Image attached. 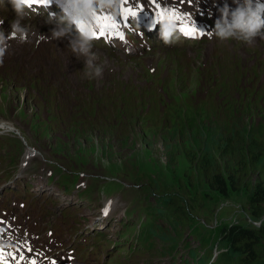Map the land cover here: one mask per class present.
<instances>
[{
  "label": "rangeland",
  "instance_id": "rangeland-1",
  "mask_svg": "<svg viewBox=\"0 0 264 264\" xmlns=\"http://www.w3.org/2000/svg\"><path fill=\"white\" fill-rule=\"evenodd\" d=\"M50 35L51 30L46 37ZM57 41L44 40L42 45L49 48L51 42ZM10 45L5 64L0 68V134L6 137L2 143L3 149L10 153L9 159H5L0 150V163L9 174L18 154L21 158L14 169L15 176L20 178L15 179L13 176L7 182L4 176H0V188L15 185L14 192L7 197L6 205L17 210L27 225L42 232L44 244L56 246L62 245L64 241L69 246L82 243V235L98 227H106L105 231L110 237L116 238L121 229L120 217L126 214L132 219L139 218L152 223L159 241L157 256H173L188 264H206L208 258L205 257L203 244L210 242L209 248L218 255L214 240V231L218 226L241 225L254 228L257 222H264V217L258 219L253 215L246 193L222 197L205 185H193L188 178L192 168L185 156L180 155L177 165L172 168L162 149L163 143H171L173 135H177L170 123L175 121L173 117L181 120L179 113L183 115L188 137L173 143H184L194 133H198V137H206L217 135L219 131H246L249 127L256 128V138L264 140V60L255 61L260 53L249 52L252 45H241V50L236 51L230 60L215 65L210 52L217 49L216 40H207L187 52L181 51L183 47L178 44L164 52L149 54V57H145L146 63L143 59H137L129 66H126L129 56L123 51L97 53L98 61L100 58L111 60L105 67V79L85 86L81 94L66 91L64 79L82 80L61 67L58 69L65 72L59 71L57 74L53 68H49L52 64L50 56L34 55L21 48L20 63L28 64L33 71L30 74L29 70L15 65L11 60L17 44L11 42ZM198 51H201L200 58L189 66L181 67L182 64L178 63L175 67L174 62H166L163 75L160 69L154 74L148 72L149 69L157 70L156 65L162 59L173 57L180 62L195 60ZM57 57L68 59L64 54ZM232 68L240 76L231 75L230 79L242 90L228 88L226 93H221L226 83L223 77ZM173 72L175 78L169 83L168 77ZM35 76L39 79H33ZM44 78L57 80L62 87H53L59 93L51 89L43 81ZM84 80L89 81L86 78ZM259 84L260 94L248 88H257ZM125 87L129 93H124V90L119 92ZM136 91L143 98L146 94V100L140 99L141 110L136 104L125 105V96L129 101ZM154 100L157 102L155 105ZM252 101H255L260 113L252 109ZM123 106L138 112L137 121H134L133 116L123 119ZM47 110L52 116L48 117ZM112 121L118 124L117 128L109 127ZM167 123L169 128L164 126ZM130 132L134 135L130 136ZM109 138L113 139L112 143L122 144L125 150L123 155H107L100 149V143ZM63 143H81L83 146L81 154L84 157L76 158L77 170L71 167V158L68 159L63 151ZM29 151L34 152L35 157H30V165L23 170L22 157L28 155ZM79 165L81 167L78 169ZM17 168L20 172L16 171ZM49 173L59 178L58 184L62 187L59 189L66 190L67 197L54 195L59 194L55 184L44 186ZM150 176L171 186L176 192L182 194L186 189L192 193V198L196 199L197 194L201 197V205L192 211L194 224L184 231L182 238L154 212L159 199L155 191H151L148 180ZM26 183L33 189L29 201L23 198ZM36 188L41 190L35 191ZM15 203L18 205L15 206ZM19 203L27 206L22 209ZM103 209L107 210V215ZM104 215L109 217L103 218ZM96 219L103 221L96 222ZM260 226H264V223H260ZM51 232L54 235L51 236ZM55 240L57 244H54ZM97 241L100 248H105V245L109 248L115 246L118 256L128 253L129 243L125 248L121 242L112 241L104 235H99ZM90 245L91 242H87L89 250ZM162 249L168 253L166 256H161ZM191 254L199 257L193 259ZM104 258L106 254L100 259L90 254V259L84 264H101ZM166 262L174 264L175 259Z\"/></svg>",
  "mask_w": 264,
  "mask_h": 264
},
{
  "label": "trees",
  "instance_id": "trees-1",
  "mask_svg": "<svg viewBox=\"0 0 264 264\" xmlns=\"http://www.w3.org/2000/svg\"><path fill=\"white\" fill-rule=\"evenodd\" d=\"M235 71L236 69L232 68L223 77V80L226 81L225 87L227 86V88L224 87L221 93L224 91L226 93L228 88L230 90H242L241 87L230 79L231 75L240 76V73H236ZM169 86L172 88L171 84ZM248 88L260 94V89L254 86H249ZM123 90L125 89L123 88L119 92ZM208 91L210 92V90ZM126 92H128L127 89L124 93ZM206 96H208V93ZM140 99L146 100V94L143 98L139 95V91H136L131 95L129 101L127 100V96H125V105L131 106L136 104L141 110L142 102H140ZM153 102L154 105L157 104L156 100ZM252 102V109L260 113L255 101ZM124 106L121 107L123 119H129L130 116H133L134 121H137L138 112L135 109H130L132 111L127 110ZM198 108L196 107V109ZM128 111L130 112L127 113ZM47 115L48 117L52 116L51 113ZM178 115L181 120L173 117L175 121L173 123L169 122L170 127L174 129V133L177 135H173L171 143H163L162 145L163 152L166 154L172 168L177 165L178 157L184 155L192 168L188 178L192 181L193 185H205L211 191L218 193L222 197L246 193L247 202L253 215L258 219L263 218L264 140L256 138L257 129L249 127V130L246 131L241 129L227 132L219 131L216 132L217 135L206 137H198V133H194L191 139L186 140L184 143H173L175 140L188 137V129L184 124L183 115L180 113ZM169 123L164 126H168L169 128ZM82 127L83 125L80 128ZM109 127L115 129L118 127V124L112 121ZM132 135L134 133L130 132V136ZM103 142L100 143V149L107 153V155L113 153L123 155L125 152L121 143H112L113 139L109 138ZM86 144L90 147L89 143ZM96 144L98 145L99 143ZM62 149L67 154L68 159L71 158V167L76 169V158L84 157L81 154V150L83 149L81 143H63ZM79 167L81 165L78 166V169ZM148 180L151 183V191H155L159 199L154 212L182 238L184 231L194 224L192 211L201 205V197L197 194L196 199L192 198V193L186 189H184L182 194L176 192L171 186L160 183L156 178L151 176ZM153 237H156V242L153 241ZM142 240L143 243L155 246V252L157 253L159 241L157 234L152 229V223L145 225L144 231L142 232ZM214 240L217 245L216 248L218 249L217 256H215L213 249L209 248L210 242L203 244L204 251L206 252L205 257L208 258L206 264H264V226L247 228L241 225H220L214 231ZM166 254H168L166 250L162 249L161 256ZM191 257L195 259L199 255L191 254Z\"/></svg>",
  "mask_w": 264,
  "mask_h": 264
},
{
  "label": "clouds",
  "instance_id": "clouds-1",
  "mask_svg": "<svg viewBox=\"0 0 264 264\" xmlns=\"http://www.w3.org/2000/svg\"><path fill=\"white\" fill-rule=\"evenodd\" d=\"M15 13L10 21L11 32L0 29V57L10 48V41L23 44L28 42L29 28L25 21L30 19L31 0H8ZM124 0H62V12L49 15L44 23L51 26L50 37L41 36L43 40H68V49L78 58L83 57L84 78L101 80L106 61L98 63V54L94 51V41L98 29L97 17L105 15L112 20L121 15ZM232 8L227 3L220 8V17L216 20L211 33L221 41L235 40L246 45H253L257 38L264 39V5L258 0H233ZM29 9V11H25ZM159 37L165 45L178 39L181 32L178 24L165 12L160 18ZM3 25V21H0ZM2 63V60H0ZM257 222V227L260 226Z\"/></svg>",
  "mask_w": 264,
  "mask_h": 264
},
{
  "label": "snow or ice",
  "instance_id": "snow-or-ice-1",
  "mask_svg": "<svg viewBox=\"0 0 264 264\" xmlns=\"http://www.w3.org/2000/svg\"><path fill=\"white\" fill-rule=\"evenodd\" d=\"M48 3H49V0H31L30 6L34 4H40V5L47 6ZM164 14L165 13H161V18H163ZM129 15L135 16L137 15V12L131 8H127L124 10V18H127ZM169 15L171 18H175L177 20L180 19V17L176 14L175 11L169 12ZM118 23H119L118 21L112 20L108 16H103V17L98 16L97 24H98L99 33L97 34L96 32V38H102V37H105L115 32L117 30ZM181 31L187 36H192L196 34V29L190 26L183 27ZM117 35H119L118 32H117ZM120 39H123V36H120ZM105 215H107V212H105Z\"/></svg>",
  "mask_w": 264,
  "mask_h": 264
},
{
  "label": "bare ground",
  "instance_id": "bare-ground-1",
  "mask_svg": "<svg viewBox=\"0 0 264 264\" xmlns=\"http://www.w3.org/2000/svg\"><path fill=\"white\" fill-rule=\"evenodd\" d=\"M20 61V60H19ZM23 62V61H22ZM142 87V86H141ZM29 156H32V157H35V154H34V152H32V151H29L28 152V156L26 157V158H29ZM109 205V204H108ZM105 206V205H104ZM109 207V206H108ZM112 207V206H111ZM104 210V209H103ZM90 219V218H89ZM88 219V220H89ZM92 220V219H91ZM220 227V226H219ZM218 228V227H217Z\"/></svg>",
  "mask_w": 264,
  "mask_h": 264
}]
</instances>
